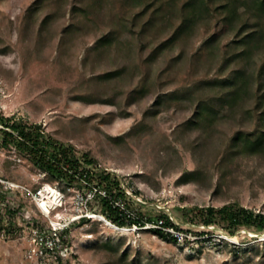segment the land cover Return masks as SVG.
I'll use <instances>...</instances> for the list:
<instances>
[{
	"label": "rangeland",
	"instance_id": "374dc122",
	"mask_svg": "<svg viewBox=\"0 0 264 264\" xmlns=\"http://www.w3.org/2000/svg\"><path fill=\"white\" fill-rule=\"evenodd\" d=\"M189 1L0 0V111L95 157L149 218L114 228L83 187L0 144V264H264V228L189 219L264 212V7ZM46 184L49 212L32 192ZM161 213L176 239L150 228Z\"/></svg>",
	"mask_w": 264,
	"mask_h": 264
},
{
	"label": "trees",
	"instance_id": "16d2710c",
	"mask_svg": "<svg viewBox=\"0 0 264 264\" xmlns=\"http://www.w3.org/2000/svg\"><path fill=\"white\" fill-rule=\"evenodd\" d=\"M230 1L233 4L234 0ZM230 1L226 2V6L231 5ZM257 2L256 6L262 9L264 0H257ZM187 5L193 7L195 0L187 2ZM233 11L236 10L231 6L228 13L231 15ZM231 96L234 97V94L228 97L231 98ZM0 144L3 147H13L53 179L67 185L83 187L90 193L88 198L86 192L84 194L86 202L89 205L98 202L99 214L114 225H142L145 219H149L148 217L143 219L141 216L133 219L128 215L131 197L121 186V181L116 174L98 166L95 157L86 151L78 150L70 142L59 140L39 123L6 116L0 111ZM116 201H119L118 204ZM86 217L82 216V219ZM197 217L202 224L220 226L230 234L239 226L264 228V212L255 211L236 202L199 207L198 212L191 215L189 219L193 221ZM150 219L156 223V226L150 227L155 234L165 239L170 236L176 239V236L165 231L168 226L179 228L171 221L167 213H161Z\"/></svg>",
	"mask_w": 264,
	"mask_h": 264
},
{
	"label": "bare ground",
	"instance_id": "6f19581e",
	"mask_svg": "<svg viewBox=\"0 0 264 264\" xmlns=\"http://www.w3.org/2000/svg\"><path fill=\"white\" fill-rule=\"evenodd\" d=\"M42 195L43 199L41 201V205L48 210L50 206L54 205L56 203V199L58 197V192L56 189L49 185L46 184L45 189L42 190ZM112 227L118 228L119 226L112 224L111 222L109 223ZM122 228V227H119Z\"/></svg>",
	"mask_w": 264,
	"mask_h": 264
},
{
	"label": "built area",
	"instance_id": "2783aa9c",
	"mask_svg": "<svg viewBox=\"0 0 264 264\" xmlns=\"http://www.w3.org/2000/svg\"><path fill=\"white\" fill-rule=\"evenodd\" d=\"M4 182H5V180H3V179H1L0 178V184H4ZM1 187V186H0ZM45 189V186H42L41 188H38L37 190H35V191H32L33 193H34V195H37V196H42L40 199H39V202H38V204L40 205L39 207H41L43 210H46L42 205H41V201H42V199H43V195H42V190H44ZM56 191L58 192V194L60 193L57 189H56ZM61 197V196H60ZM58 205H60V203H57L56 205L54 204V205H52V206H50L49 207V209H51V208H54V207H56V206H58ZM46 210V211H50V210ZM98 216H100L103 220H105V221H108L104 216H102V215H100V214H98ZM58 224L60 223V222H57ZM64 227V226H63ZM62 228V226H53V231L55 232L57 229H61Z\"/></svg>",
	"mask_w": 264,
	"mask_h": 264
}]
</instances>
